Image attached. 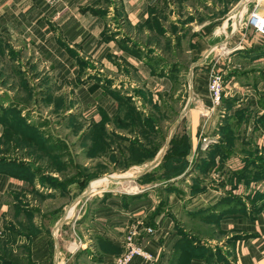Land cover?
I'll return each instance as SVG.
<instances>
[{
	"label": "crops",
	"instance_id": "1",
	"mask_svg": "<svg viewBox=\"0 0 264 264\" xmlns=\"http://www.w3.org/2000/svg\"><path fill=\"white\" fill-rule=\"evenodd\" d=\"M160 1L162 0H58L51 4L45 0H0V72L6 73L8 69V73L15 74V77L10 78V75L4 76L5 79L12 80L8 89L6 85L0 86V117L5 113L10 114V106L14 104L24 108L21 116L30 122L32 120H28L29 116L24 114L27 113L26 104L30 100L35 102L41 99L44 104L53 106V112L68 115L69 121L82 118L89 121L91 127L100 124L105 116L110 119L118 113L120 104L117 97L131 99L125 102L137 107L138 110L146 111L143 107L140 109L141 106L147 105L145 100L149 101L152 97L156 100L160 94H164L165 97L166 93L177 91L179 87L174 83L177 79L173 80L171 71L175 76H181V66L184 64L181 59L169 57L168 53L167 57L163 49L157 45L156 37L164 38L169 43H176L187 37L188 34H185L182 28L186 29L189 24L173 20L171 17L167 24L174 22L175 25H179L181 29L178 32L168 30L167 24H159L162 23V16L160 17L157 11L159 7L157 4ZM244 2H241L240 6L245 12L248 0ZM205 3L211 4L213 10H220L224 3L226 4L220 0L215 2L208 0ZM185 5L195 11L203 8L199 5L192 6L186 3ZM210 15L214 17V13ZM243 15L240 10L234 13L236 24H241ZM160 25L164 30L160 29ZM201 27L194 29L197 31ZM212 29L213 26L204 27L205 35L192 37V45L185 51L186 57L192 60L190 72L193 74L195 69L196 76L195 86L191 92L189 91V100L193 102L187 103L188 108L183 111V117H186L189 123L187 133L190 152L187 155V169L169 181L140 185H146L151 189L156 187L158 190L161 185H171L170 188L164 189L167 193L175 190L177 186L190 187L193 180L204 174L203 166L208 158L209 149L217 142L216 138L219 136L217 126L220 124L221 112L218 109L217 114H213L210 125L207 122V127L200 130L203 121L201 110L209 103L210 97L207 92V81L202 80L203 73L199 72L200 69H197L196 65L203 64L209 59L208 55L217 43L223 44L227 41L226 45L231 47V51L247 50L245 52L248 54H253L254 49L264 46L262 41L252 39L250 35L243 38L244 35L238 27L237 32L226 34L225 38L220 40L218 29ZM237 40H240L239 43ZM210 42L216 43L212 45ZM217 49H220L219 46ZM196 59L197 62L194 61ZM157 62H160L158 66L155 64ZM229 63L231 66L230 59L227 66ZM225 64V60L222 59L220 67ZM162 70L165 73L161 74ZM180 85L184 86L182 82ZM12 88L17 89L19 97L35 88L30 91L35 94L33 95L35 98L31 99L32 95L28 92L29 100L23 98L22 103L18 98H13L15 95L11 92ZM49 88L53 89V93L51 96H45L44 93ZM140 89L149 90L147 99L141 96ZM113 91H122L120 92L122 95H115ZM125 91L128 93L124 95ZM133 92L139 95H134ZM39 93L42 94L40 98ZM46 99L49 101H45ZM90 114L92 116L88 117ZM251 118L248 124L250 129L247 128V136H244L248 141L255 137L251 130L253 126L257 128ZM5 131L6 125L0 118V138L5 136ZM88 132L90 129L87 127L80 130L78 135L84 137ZM39 135L49 138L40 129ZM171 139L162 149H165L164 154ZM255 141L263 148L264 133ZM50 142L52 141L48 140V143ZM164 154L158 164L149 171L159 167ZM6 156L19 159L17 162H30L27 158L10 154ZM224 166L229 175L242 167L233 166L232 162ZM216 167L209 171H215ZM22 170L24 167L16 163L6 164L0 169V255L9 258L10 261L25 264L12 256L8 257L5 249L14 257L19 256V260L29 255L32 264H115L127 250L126 236L133 232L137 242L154 255V260L146 263L136 257L130 264H264V198L256 201L259 208L254 214L255 205L251 201L252 198H246L238 193L241 185L237 184L235 177L232 183L226 182L231 189L229 187L226 192L215 194L210 203L200 206L195 201L205 197V194L196 195L192 201L186 202L171 191L165 207L158 214L155 213L156 200L153 191L123 195L106 193L96 196L98 203L95 205L89 203L92 207L87 205L81 219L76 221L77 226L74 228L75 231L76 228L79 229L77 234L82 245L81 249H76L77 241L70 245L71 248L63 247L61 239L55 236V229L57 228L59 233L61 227L68 223L66 219L73 214V206L69 209L68 216L65 211L55 219L53 225L45 226L39 217L29 215L35 230L25 229L27 224L23 214L25 216L27 214L23 212L24 209L17 206L20 195L30 197L29 183L21 174ZM49 175L58 177L52 173ZM85 181V178H77L75 182ZM87 182L89 189L96 184V182L90 184L91 178ZM101 183L102 181H97V188L92 191L97 190ZM205 183L209 182L205 181L203 184ZM39 190L44 191L40 180ZM56 195V191L48 190V193L41 197L42 200H47L55 198ZM223 201L226 203H222ZM180 207L183 212L181 218L178 216ZM14 209L22 214L18 219ZM184 214L206 225L210 233L207 232L208 237L204 240L201 238L199 240L204 247L211 248L213 252L215 250V256L208 254L206 257L201 253L194 258H187L188 255L182 252L181 247L178 248L179 244H186L182 242L183 233L187 232L182 219ZM148 228H152L153 231L148 232ZM187 233L193 235L191 232ZM219 243H222V246ZM219 247H222L224 249L222 253L227 255L225 260H220L219 254L216 253Z\"/></svg>",
	"mask_w": 264,
	"mask_h": 264
},
{
	"label": "rangeland",
	"instance_id": "2",
	"mask_svg": "<svg viewBox=\"0 0 264 264\" xmlns=\"http://www.w3.org/2000/svg\"><path fill=\"white\" fill-rule=\"evenodd\" d=\"M207 1L208 0H162L157 4L159 6L157 8L158 15L160 17L162 16V23L160 22L159 24H167V21L172 18L173 20L176 19L189 24V27L186 29L182 28V31L185 34H188L186 35L187 37L184 39L182 38L180 41L178 40L176 43H169V41L164 38L156 37V43L163 49L165 55L168 57V53L170 55L169 57L173 59H181L184 65L181 66L182 75H174V79H177L174 83L175 85L177 84V87L179 88L173 93L174 95L172 98L169 99L168 96H163L162 99L160 94L159 98L156 100L153 97L149 100L150 102L145 100L147 105L141 106L140 109L143 107L146 111L138 110L137 107H135V110L141 114L140 119H138L139 114L129 109L130 104H127L126 102L122 103L123 99L120 96L122 95L120 93L122 91H113L115 95L120 96L117 97L118 104H120L118 106L119 110L118 113L113 117H110V119H103V130L96 128L94 125H91L90 127L89 121H84L82 118L69 121L68 115L63 114V112H59L58 114L53 112V106L51 104H44V101L42 102L41 99L35 102L34 100H30L29 103L27 102V113L24 114L29 116L28 120H32L30 121V124L34 126V129H26V133H36L40 129V131L43 130L45 134L53 139H57L56 141L61 140L62 144L57 147V152L55 151L53 154H48V156L44 151L39 149L38 144L35 143L33 139L27 138L28 136L24 137L19 133L16 134L13 130H11V132L15 137H8L9 139L7 140H4L5 138L0 139V157L10 154L27 158L37 166L38 170L41 168L44 174L43 176H50V173L58 176L56 178L58 182L56 180L44 178L45 182L53 185L56 184L57 188H59L58 190L50 189L51 192H57L55 198L42 200V197L39 195L38 172L33 184L29 183L28 185L30 197L22 194L20 195L21 198L17 200L18 208L24 207L27 210H30H26L27 212L25 210L23 211L27 214V216L23 214V219L27 224V227L25 228L26 230H35L31 217H28L29 215L39 217V220L45 226L53 225L54 221H56L55 219L58 216L63 215L65 211L67 212L66 216H68V211L73 206V214L66 219V222L68 223L65 224L64 227H61L59 233L56 228L55 236L57 235V237L61 239V245L63 247L69 246V248H71L70 245H73L77 241V246L75 245L77 247L76 249H81L82 245L80 244L77 234L79 229L76 228V232L74 227L77 226L76 221L81 219L87 205L92 207V204L95 205L98 203V199H95L96 196L106 193L123 195L142 193L143 191H153V197L156 200V211L157 209L165 207V203L169 199V192L171 191L172 194L181 196L186 202H190V200L192 201L193 197L196 195L199 196L205 194V197L198 199V201L195 202L199 204V206L205 203L208 204L211 202L212 198L216 196L215 194L219 192L224 193L229 187L231 189V186L227 185L226 182L228 183L229 181V183H232L233 175L228 174L227 169L223 166L222 162H232L233 166L242 165L239 170L245 174H249V179L252 180L250 183H247L236 179L237 184L239 183L241 185V190L236 192L246 198L250 197L257 200V202L264 198V176L260 175L261 173H264V171H261L259 168V166L261 167V165H264V147L260 148L255 141V139L257 140L259 138L260 134L264 133V105L262 104L264 103V54H262V51L259 52V50L258 52L254 51L253 54H248V52H245L247 50L240 49L235 50V52L231 51V47L226 45L227 41L223 44L217 43L216 45H214L216 42H210L214 47L212 48L213 51L211 53L209 52V59H207V61L205 60L206 62L204 61L203 64L199 63L196 65V68L200 69L199 72L201 74L203 73L202 80L207 81V92L210 97L209 103L205 104V107L201 110V118L203 121L200 130L202 131L207 127V122L210 125L213 114H217L218 109H220V124L217 126V128H219V136H217L216 139L217 142L222 144L224 150L230 149V154L223 153L213 156L214 161L219 162L217 165L218 167L215 168L216 170L204 173L202 176L199 175L204 181H208V184L201 183L202 186H199V184H197L199 182L193 180L189 185L190 187H188V185L177 186L175 190L172 189L167 193L164 192V189L158 190L156 187L151 189V187H146V185H140V178L146 176V174L150 172L143 173L147 168L146 165H150L154 159L164 154L162 153V149L169 141V134L177 124V129L175 131L177 138L183 136L182 138L190 144L189 135L187 133V127L189 125L187 118L182 117L179 121V117L181 116V113H183L187 103L190 102L191 104V102H193L189 100V91L191 92V89L193 90V87L195 86V69L192 74L190 72L192 65L190 62L192 60L191 58L186 57L187 54L185 53L186 49L190 48L192 45L191 38L205 35L203 28L206 26H213V29H218V34H220L218 40L225 38L224 35L226 34H234L238 29L243 33V38L246 37V35H250L252 39L257 38L259 40V33L257 32V29L249 23V16L255 8H264V0H248V2L247 0H234V3H224L220 10H213L211 4L205 3ZM243 1L247 2L245 12L244 8L240 6ZM213 2H215V0H213ZM185 3L192 6H203V8L195 11V9L188 8ZM237 10L244 13V19L241 24H236L234 13L237 12ZM211 13H214V17H211ZM155 24L154 21L153 25ZM167 25L168 30L170 29L173 32H178L181 29V27L177 24L175 25L174 22ZM199 26L202 27L196 31L194 28H199ZM159 27L161 30H164L161 25ZM236 27H238V29H236ZM240 40H237V43H239ZM217 46H219L220 49L216 50ZM222 59L225 60L226 64L220 67ZM229 59L232 61L231 66L230 63L229 66H227ZM197 60L198 59L194 61L197 62ZM218 61L219 64H217ZM158 63L160 62L155 64L158 66ZM218 67L219 71L221 70L224 75V80L220 104L215 105L211 100V93L208 84L211 73H213V70H218ZM8 72V69H6V73H3V71L0 72V86L6 85L7 89L12 80L5 79V74L10 75L9 78L15 77L14 72H11V74ZM181 82L184 86L180 85ZM204 84L205 83L203 82V85ZM140 87H142V85H140ZM31 90H35V88H32ZM31 90L28 92L32 95V97L30 96L31 99H33L35 98V96H33L35 94L31 93ZM11 92L15 95L13 98H18L22 103L23 98L29 100L28 92L27 94L25 93L23 97L17 96L18 92L16 88H12ZM52 93L53 89L49 88L44 94L45 96H51ZM126 93L128 92L125 91L124 95ZM140 93L142 97L147 99L149 90L145 89L142 91L140 89ZM134 95L139 94L134 93ZM40 96H42V94L39 93V98ZM259 99L261 104H259ZM163 100H165L166 104H163ZM45 101H49V99H46ZM256 101H258V103ZM245 105H248V107H243ZM92 109L94 110L95 108ZM91 116V114L88 115V117ZM250 117H252L253 124L257 125V128L253 126L251 130L255 134V137L248 141L244 136H247V128L250 129L248 127ZM39 125H41L40 128L38 127ZM87 127L92 133L91 138L79 137L78 134L80 130ZM111 131L126 135L128 138L125 140L118 139L112 135ZM105 134L108 136V145L112 147L110 148V146H108L107 150H101L102 145L104 144L103 141L105 138L103 137ZM233 137H235L236 141L231 145V141L229 142V140H232ZM180 145L182 146L181 143ZM108 148L110 149L108 150ZM136 148L140 150L141 155L145 156L154 155V153L157 152L156 149H160L152 160H146L144 163L138 164L133 158V155L139 154H133V151L136 150ZM167 149L168 147L166 148V151ZM149 151L150 153L148 155L147 153ZM58 152L64 153L62 157L57 158L56 162L53 158L56 157ZM209 160L211 161L212 157H209ZM244 160L252 161L254 164L249 168L250 165L244 166V164L248 163L244 162ZM60 163L65 164L67 169L59 171L57 168H60ZM88 167L90 168L87 169ZM161 172L162 170H159L157 173ZM152 173L153 172H151L150 175ZM89 176L92 181L102 177L100 179L102 185H98L100 187L97 190L92 191L97 188V182L95 185L91 186L90 189L88 182H86L87 185L85 184V186L84 182H75V179L77 180V178H86ZM153 183L154 182H151V185ZM207 191L209 194H207ZM65 194L68 196H65ZM181 202L183 203V200H181ZM181 211L182 207L178 210V214H180L178 216H180V218L183 213ZM14 212H17V219L22 216V214H20L21 212L17 209H14ZM188 216L184 214L182 217L184 224L189 229L186 228L187 232H191V234H193L191 236L203 240L204 238H207V232H209V230L206 229V225L204 223L202 225V223L199 222L200 220H192ZM194 219L199 218L194 217ZM130 234H132V232L126 236V241H128ZM220 237L222 238L223 236L220 234ZM137 244L139 243L137 242ZM219 244L222 246V243ZM223 250L222 247L216 249V253L221 251L219 254L220 260L227 256L222 253ZM127 251L128 250H126L125 253H127ZM64 255H66V253Z\"/></svg>",
	"mask_w": 264,
	"mask_h": 264
},
{
	"label": "trees",
	"instance_id": "3",
	"mask_svg": "<svg viewBox=\"0 0 264 264\" xmlns=\"http://www.w3.org/2000/svg\"><path fill=\"white\" fill-rule=\"evenodd\" d=\"M222 1H225L226 4L234 3V0H222ZM235 1H238V0H235ZM258 50H259V52L262 51V54H264V46H262L259 49H254L253 51L258 52ZM152 59H154V58H152ZM163 73H165V72L162 70L161 74H163ZM171 76L174 79V74L172 71H171ZM173 93H175V90H173L171 93H166L165 95L168 96L169 99H171L172 96L174 95ZM161 96L163 99L164 94H161ZM122 99H123L122 103H124L125 101H131V99L130 100H126V98H122ZM126 103L129 104L128 102H126ZM163 104H166L165 100H163ZM263 105H264V103H263ZM10 108H11L10 114L5 113V114L1 115V117H0L2 122L5 123V125H6L5 136L2 137V138H5L4 140H7V139L11 138L12 136L15 137L14 134H12V132H11V130H13L16 134L19 133V134H22L24 137L28 136L27 138L33 139L34 142L38 144L39 149L44 151V153L47 155L53 154L58 149L57 147L59 145L61 146V144H62L61 140L56 141L57 139H53L50 136H49V138L48 137L47 138L42 137L41 135H39V131H37L36 133H34V132L26 133V129H28V130L34 129L33 128L34 126L30 124L31 122L27 121L25 118H23L21 116V112L24 108H21L19 105H14V104H11ZM129 109H131V110L135 111V113L139 114L138 119H140L141 114L135 110V106H132L130 104ZM104 118L109 119L107 116H105ZM94 126L96 128L103 130V126H104L103 121L101 124H96ZM111 132H112V135L117 137L118 139H124L125 140L128 138L126 135L119 134L116 131H111ZM91 135H92V133L88 132L84 137L91 138ZM176 135L177 134H175L173 136V138L171 139L170 145H169L166 153L164 154L159 167L150 171L148 174H146V176L140 178L141 184H147V183L159 182V181L160 182L169 181V180H171V179H173V178H175V177H177V176H179L185 172V170L187 169V166H188L187 155L190 152V145H189L188 141H186L184 138H182L183 136H181L180 138H177ZM103 138H105V140L103 141L104 144L102 145L101 150H107V147L110 146V145H108V143H109V141L107 140L108 136L105 134ZM48 140H51L52 142L48 143ZM230 141H231V145H233L232 143L234 141H236L235 137H233L232 140H229V142ZM180 143L182 144V146L180 145ZM52 144H54V145H52ZM111 147L112 146H110V148ZM110 148H108V150ZM159 149H156V151L158 152ZM230 152H231L230 149L224 150V147L222 146V144H220V142L213 144V146L209 149L208 158L205 160L206 163L203 166L204 173L209 171L210 169L216 167L219 164V162L214 161L213 156L220 155L223 153H225V154L229 153L230 154ZM63 153L64 152H58L56 157L53 158V160L57 162V158L62 157ZM135 153H139L138 155H133V158L137 161L138 164L144 163V161H146V160H152L156 154V153H154V155H149V153H150V151H149L147 153L149 156L141 155L140 150L138 148H136V150L133 151V154H135ZM6 155H3V157L2 156L0 157V169L4 168V166L6 164H10V163H16L20 166H23L24 170L21 171V174H23V176L27 179L28 183H31V184H33L35 176L39 172V180H40V183L42 184V186L44 187V191H45L44 192V191L39 190L40 196H42V197L45 196L46 193H48V190H50V189H57V190L59 189V188H57L56 184L55 185L48 184L47 182L44 181V178H45V179H50V180H56L58 182L56 177L51 176V175L50 176H46V175L43 176L44 174H43V171L41 170V168H39V170H38L37 166H35L32 162H29V163H24L22 161L17 162V160L19 161V159L11 158V157L6 156ZM209 157L210 158L212 157L211 161L209 160ZM244 162H248V163L244 164V166L250 165L249 168H251V165L254 164L252 161L244 160ZM53 163H55V162H53ZM222 163H223V166L227 164V162H222ZM66 167L67 166L65 164L60 163V168H57V169L59 171H64V169H66ZM259 168L261 171H264V165H261V167L259 166ZM159 170H162V172L157 173ZM151 172H153V173L150 175ZM249 172H250V170H249ZM231 174L233 175V177H235L239 181L241 180V181H245L247 183H250L252 181L249 179V174H247V173L245 174L244 172H242L240 170H236V171L232 172ZM260 175L264 176V173H261ZM87 178L90 179V176L85 178L86 181L84 182V186H85L86 182L89 180ZM101 178L102 177L93 180L91 182V185L93 183L99 181ZM75 181H76V179H75ZM195 181L199 182V183H197V184H199V186H202L201 183L205 182L202 178H196ZM52 182H54V181H52ZM54 183H56V182H54ZM170 187H171V185H167V186L161 185L159 189H165V188H170ZM251 201L253 202V205H255L254 214H256V212L258 211L257 208H259L256 206L257 200L252 199ZM222 203H226V201L225 202L223 201ZM19 209L27 210L24 207H20ZM161 209L162 208L157 209V211L155 213L158 214L161 211ZM183 234L184 235L182 237V239H183L182 242H185L186 244H179L178 248L181 247L182 252L188 255L187 258H194V256L199 255L201 253H203L206 257L208 256V254H210V256H215L214 255L215 253L212 251L211 248H206V247H204V245H201L202 243L199 240V238H196L195 236H190L187 232H184ZM5 250H6L5 252L8 255V257L12 256L13 258H16L18 261H23L25 264H32L29 255L22 257L21 258L22 260H19L18 259L19 256L14 257L13 255H11V253L8 249H5ZM217 254H220V252H218ZM8 259L9 258H5V257H3V255H0V264H21L20 262H16L14 260L10 261Z\"/></svg>",
	"mask_w": 264,
	"mask_h": 264
},
{
	"label": "built area",
	"instance_id": "4",
	"mask_svg": "<svg viewBox=\"0 0 264 264\" xmlns=\"http://www.w3.org/2000/svg\"><path fill=\"white\" fill-rule=\"evenodd\" d=\"M51 4L56 3L58 0H45ZM258 8V7H257ZM255 8V10L249 16V23L253 25L257 29L259 33V41L264 43V23H260L258 20L259 11ZM256 19V21H254ZM260 23V24H259ZM223 80L224 75L218 70H213L209 77V84L208 88L211 93V100L213 104L218 105L220 104L222 92H223ZM152 228H148V232H152ZM134 234H130V237L127 241V253H125L122 257H119L116 260L115 264H130L132 260L136 257H141L143 261L146 263H151L154 260V255L149 252L145 247L137 244V240L134 238Z\"/></svg>",
	"mask_w": 264,
	"mask_h": 264
},
{
	"label": "water",
	"instance_id": "5",
	"mask_svg": "<svg viewBox=\"0 0 264 264\" xmlns=\"http://www.w3.org/2000/svg\"><path fill=\"white\" fill-rule=\"evenodd\" d=\"M257 9H258V11H260V10H263L264 8H260V7H258ZM187 108H188V106H186L184 112L187 110ZM182 117H183V113H182L181 116L179 117V121L182 119ZM177 125H178V124H177ZM177 125L173 128V130H172V132H171V135H170V139H171V138L173 137V135L175 134V131H176V129H177ZM170 139H169V140H170ZM168 142H169V141H168ZM168 142H167V144H168ZM166 146H167V145H166ZM164 150H165V149H164ZM164 150H163L162 153H164ZM161 156H162V155H161ZM161 156H160V157H157V158L151 163V165L148 166V167L144 170L143 173L148 172V171L151 170L154 166H156V165L158 164V162H159Z\"/></svg>",
	"mask_w": 264,
	"mask_h": 264
},
{
	"label": "bare ground",
	"instance_id": "6",
	"mask_svg": "<svg viewBox=\"0 0 264 264\" xmlns=\"http://www.w3.org/2000/svg\"><path fill=\"white\" fill-rule=\"evenodd\" d=\"M257 15H258V18H259L258 21H259L260 23H264V9H263V10H260V11H259V14H257ZM254 21H256V19H254ZM260 23H259V24H260Z\"/></svg>",
	"mask_w": 264,
	"mask_h": 264
}]
</instances>
